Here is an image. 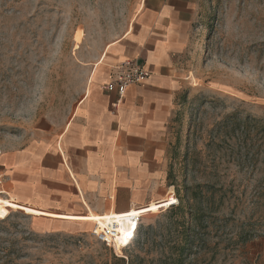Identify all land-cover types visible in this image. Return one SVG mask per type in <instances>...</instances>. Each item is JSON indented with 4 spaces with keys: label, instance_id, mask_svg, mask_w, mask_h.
Listing matches in <instances>:
<instances>
[{
    "label": "rangeland",
    "instance_id": "rangeland-1",
    "mask_svg": "<svg viewBox=\"0 0 264 264\" xmlns=\"http://www.w3.org/2000/svg\"><path fill=\"white\" fill-rule=\"evenodd\" d=\"M142 1L0 0V147L64 132ZM198 1L165 209L129 246L134 220L122 224L109 248L92 226L38 231L0 188V264H171L183 223L195 240L184 264H264V0Z\"/></svg>",
    "mask_w": 264,
    "mask_h": 264
},
{
    "label": "crops",
    "instance_id": "crops-1",
    "mask_svg": "<svg viewBox=\"0 0 264 264\" xmlns=\"http://www.w3.org/2000/svg\"><path fill=\"white\" fill-rule=\"evenodd\" d=\"M198 10V0H143L134 31L110 45L112 61L96 73L64 132L0 147V188L20 213L36 217L38 231L77 235L165 209L175 188L174 125L188 92L183 63ZM135 59L148 79L121 99L105 91L114 66Z\"/></svg>",
    "mask_w": 264,
    "mask_h": 264
},
{
    "label": "built area",
    "instance_id": "built-area-1",
    "mask_svg": "<svg viewBox=\"0 0 264 264\" xmlns=\"http://www.w3.org/2000/svg\"><path fill=\"white\" fill-rule=\"evenodd\" d=\"M111 73V81L103 87L105 91L117 92L119 99H121L127 87L132 85H141L144 80L148 79L149 72L145 69L143 63L139 59L127 60L114 66ZM178 204V200H176ZM139 223L134 229L133 233L129 237V245L134 242L136 237ZM119 226L114 221L107 224L102 229H98V226L91 233L98 242L102 243L106 247L115 248L114 242L118 236ZM127 245V246H129Z\"/></svg>",
    "mask_w": 264,
    "mask_h": 264
},
{
    "label": "trees",
    "instance_id": "trees-1",
    "mask_svg": "<svg viewBox=\"0 0 264 264\" xmlns=\"http://www.w3.org/2000/svg\"><path fill=\"white\" fill-rule=\"evenodd\" d=\"M179 204L180 203H179V199H178V204H175V205L169 207L168 209L177 208V207H179ZM138 233H139V228H138L136 237L134 239V242L138 238ZM180 233H181V236H182V242H183V244L177 246V258L178 259H173L171 264H184L185 259L188 258L187 257L188 254H186L185 251L187 250V248H189V246L192 243L195 242V240H194V229H193L192 225H190V224L187 225V223H183L182 231Z\"/></svg>",
    "mask_w": 264,
    "mask_h": 264
},
{
    "label": "bare ground",
    "instance_id": "bare-ground-1",
    "mask_svg": "<svg viewBox=\"0 0 264 264\" xmlns=\"http://www.w3.org/2000/svg\"><path fill=\"white\" fill-rule=\"evenodd\" d=\"M115 222V223H117V225L119 226V231H118V236H117V238L115 239V241L119 238V236L121 235V231H122V223H120L119 222V219H110L109 221H108V223L107 224H109V223H111V222ZM140 220L137 218L136 220H134V226H133V228H132V233H133V231H134V229L137 227V225H138V222H139ZM107 224H105V225H101V226H99V225H97L98 226V229L100 230V229H102L103 227H105ZM97 226H95L91 231H90V233H92L94 230H95V228L97 227ZM115 243V242H114ZM128 245H129V240H128Z\"/></svg>",
    "mask_w": 264,
    "mask_h": 264
}]
</instances>
